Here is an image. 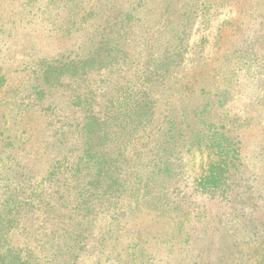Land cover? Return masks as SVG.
<instances>
[{"label":"rangeland","instance_id":"rangeland-1","mask_svg":"<svg viewBox=\"0 0 264 264\" xmlns=\"http://www.w3.org/2000/svg\"><path fill=\"white\" fill-rule=\"evenodd\" d=\"M0 78V264H264V0H0Z\"/></svg>","mask_w":264,"mask_h":264},{"label":"trees","instance_id":"trees-1","mask_svg":"<svg viewBox=\"0 0 264 264\" xmlns=\"http://www.w3.org/2000/svg\"><path fill=\"white\" fill-rule=\"evenodd\" d=\"M1 81H3L2 78H0V87L1 85H3V83H1ZM145 95H148V92H146ZM45 96V95H44ZM144 101L148 100L146 103V106H150L152 102L149 101L148 98H144L142 99ZM85 102V104H83V108L86 109L88 108L89 110H92V106ZM87 110V109H86ZM162 120L159 119H155L153 114H147L144 117H142L141 119L137 120L136 125L137 126V133L141 134L142 138H146L147 140H151L152 138H155L154 136V129L157 127V123L161 122ZM62 169V168H59ZM64 172H60L59 176H63ZM52 181H54L52 183ZM62 181L58 180L56 182V180L54 178L51 179V182H48L47 185L50 186V188H46V186H44L42 188L41 193L38 192L36 193V198L33 199V202L31 204H29V207H32L33 211H38L39 209L41 210L42 208H46L49 209L55 213H57V205L59 204L61 207L63 206V203L68 204L69 205V200L66 197H63L62 195V190L60 188L62 187ZM63 184H66V182H64ZM67 185V184H66ZM216 182L213 180L210 181H205L203 184H200V186H202V190L210 193L212 190H214L217 186H216ZM182 206L181 203L178 202V204L176 205L175 211H177L178 213H182ZM63 209V207H62ZM69 211L64 210V212L61 210V213H57V214H61L64 217H66L67 213ZM85 214H90V213H85ZM245 213H243L244 215ZM88 217V216H87Z\"/></svg>","mask_w":264,"mask_h":264}]
</instances>
